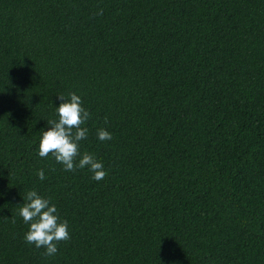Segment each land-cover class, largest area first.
Wrapping results in <instances>:
<instances>
[{
    "label": "trees",
    "instance_id": "obj_1",
    "mask_svg": "<svg viewBox=\"0 0 264 264\" xmlns=\"http://www.w3.org/2000/svg\"><path fill=\"white\" fill-rule=\"evenodd\" d=\"M70 92L103 180L39 156ZM31 190L68 222L51 257ZM0 264H264V0H0Z\"/></svg>",
    "mask_w": 264,
    "mask_h": 264
},
{
    "label": "clouds",
    "instance_id": "obj_2",
    "mask_svg": "<svg viewBox=\"0 0 264 264\" xmlns=\"http://www.w3.org/2000/svg\"><path fill=\"white\" fill-rule=\"evenodd\" d=\"M97 15H103V10H99ZM57 97L61 101L59 107H56L57 119H49L48 130L40 132L39 156L47 158L51 155L66 172L87 168L92 173L93 180H103L107 172L102 162L86 151L81 154L80 150L81 141L88 138L89 130L83 125L90 119V112L82 106L81 97L74 92H70L68 98L63 94ZM97 137L100 141H110L113 138L105 128L97 130ZM36 175L41 181L46 179L43 169L38 170ZM18 214L29 225L24 235L25 242L37 249L43 248L44 257L56 255L58 244L71 238L68 222L61 220L55 204L36 190L26 193Z\"/></svg>",
    "mask_w": 264,
    "mask_h": 264
}]
</instances>
